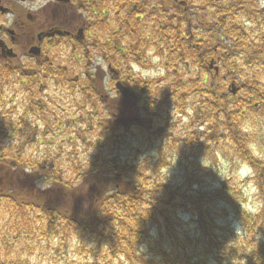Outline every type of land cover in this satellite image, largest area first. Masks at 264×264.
<instances>
[{
	"label": "trees",
	"instance_id": "1",
	"mask_svg": "<svg viewBox=\"0 0 264 264\" xmlns=\"http://www.w3.org/2000/svg\"><path fill=\"white\" fill-rule=\"evenodd\" d=\"M74 1L81 7V13L85 10L84 16L85 12L90 16L96 11L99 13L93 21L94 28L103 24L100 14L107 17L114 9L116 22L113 27L117 28L109 30L104 39L95 37L105 47L102 49L107 63L118 71L121 64H115L114 57L119 54L121 63L129 59L137 61V57L129 56L136 55L133 49L140 42L155 45L161 56L167 53L166 64L172 61L174 68L179 65L180 70L186 68L187 78H182L184 73L180 75L176 86L171 89L172 96L181 85L201 94L202 104L198 101L199 111H195L194 122L211 123L197 134L205 140L216 137V145L225 148V155L236 156L246 162L255 173L256 184L262 192L264 155L256 154L259 146H256L255 137L260 136L259 145L264 153V7L257 0H199L200 3L193 0H90L87 7L82 6L86 4L85 0ZM147 33L150 34L149 41ZM161 42L164 48L158 49ZM210 60L218 66L217 74L208 67ZM191 66L196 68L195 73L190 71ZM4 69L0 65V75L4 74ZM220 69H224L226 80H230L229 92L219 75ZM131 79L137 81L134 77ZM127 82L137 95L135 107L143 115L139 120L155 119L157 111L149 107L154 104L153 92L145 89L136 91L128 79ZM232 83L242 91L241 95L230 92ZM92 94L95 96V91ZM180 95L184 98L187 94L181 90ZM89 99L95 114L98 96L90 95ZM31 100H28V109L33 106ZM204 106H210V111ZM155 107L158 108L157 105ZM121 114L127 116L124 112ZM247 115L253 118L252 123L261 121V133L257 130L250 132L242 123ZM112 123L114 129L136 125L130 123L117 127ZM8 125L7 121L0 124L1 134L7 135ZM92 125L95 127L92 121L88 122V127ZM148 125L144 122L141 129L150 130ZM165 141L170 142L169 147L174 144L170 139ZM201 143L198 142V147ZM206 145L204 141L202 147L207 148ZM6 146L0 142V210L6 212L1 219L8 223L11 220L18 222L20 218L24 236L32 237L38 232L46 237L47 242L56 240L53 241L56 245L50 247L61 250L65 259H73L68 253H84L85 258L93 254L91 262L80 258L67 264H199L198 255L176 244L180 241L177 227L183 213L180 209L193 212L191 216L197 218L195 222L198 225L204 211L200 204H196L198 200H191V204L179 203L176 196L186 198L183 194L161 195L162 187H166L159 179L163 157L156 159L153 170L146 162L134 166L112 158L104 159L96 153L85 164L73 160L72 175H63L55 165L48 172L51 166L37 165V161L23 158L20 148L9 151ZM149 169L155 173L152 180H149L151 174L146 179ZM21 173L30 175L27 178L30 182H24L26 178ZM222 190L221 186L215 194L228 198L223 196ZM228 199L233 213L240 216L242 230L246 233L240 239V247L230 245L232 262L264 264V233L259 234L249 224L246 226L248 212L241 210L240 204L232 198ZM256 217L264 218V208ZM205 233L212 241L210 230L206 229ZM215 243L222 245L218 241ZM87 245L92 248L88 250ZM27 250L30 253L29 247ZM23 261L0 260V264L29 263ZM51 262L55 263L53 258ZM35 263L41 264V261Z\"/></svg>",
	"mask_w": 264,
	"mask_h": 264
},
{
	"label": "rangeland",
	"instance_id": "2",
	"mask_svg": "<svg viewBox=\"0 0 264 264\" xmlns=\"http://www.w3.org/2000/svg\"><path fill=\"white\" fill-rule=\"evenodd\" d=\"M45 1L37 2L42 4ZM85 1L86 4L82 6L87 7V2L90 3V0ZM193 1L200 3L199 0ZM69 2L79 8L75 11V22L80 17L86 20L91 19L89 33L86 31L84 33L89 44L92 42L89 35L104 39L109 30L117 28L113 27L116 22L113 18L114 9L109 11L107 17L100 14L99 18L103 20V24L94 28L93 21L95 22V16L97 17L99 13L96 11L95 15L87 17L85 12V16H80L82 10L79 4L77 5L74 0ZM149 2L152 1L149 0ZM257 2L264 7V0H257ZM5 18L0 13V23L3 24ZM95 32L101 35H96ZM110 38L113 39L112 36ZM146 39L147 41L151 39L149 33ZM123 42H126L125 38ZM116 45L118 46V43ZM138 45L133 49L136 50V55L129 56V58L137 57V61L129 59L121 63L117 54L116 58L114 57V63L119 66L121 64L118 71L121 81L129 85L128 79L132 87H136V91L145 89L147 92H153L154 104L149 107L157 113L155 119L147 118L151 122L140 119L141 123L131 125L128 129L113 128L112 122L116 118L125 117L121 114L122 112L137 118L143 115L131 100L125 101L116 93L115 81L110 77L106 62L102 65L103 72L95 71L94 65L90 76L76 74L81 70L77 63L73 65L76 73L70 75L23 76L16 72L9 74L8 69L5 68L4 74L0 75V124L7 121L9 125L7 135L1 134L0 131V142L7 144L9 151L13 149L17 151L20 148L22 157L28 161H37V165L51 166L48 172H51L52 166L55 165L63 175H72L73 160H80L82 164H85L96 153H100L104 159L112 158L134 166L146 162L153 170L156 167V159L163 157L159 179L166 187H162L161 195L165 197L172 196L173 193L183 194L186 198L176 196L179 203L191 204V200H198L196 204H200L201 210L204 211L198 225L195 222L197 218L191 216L193 212L184 208L179 210L183 213L181 224L177 227L180 241L176 244L179 247L183 245L186 250L198 255L199 264H237L232 262L233 253L230 251V245L240 247V239L246 233L242 230L240 216L233 213L234 209L228 203V198L238 202L239 208L245 213L248 212L246 226L249 224L262 234L264 218H257L256 215L264 208V188L262 192L259 191L256 175L246 162L236 156L229 157L225 155L227 153L224 154L225 148L221 149L220 144L216 145V137L205 140L197 134L208 128L211 123V121L194 122L195 111H199L198 101L202 104L201 94L196 90L189 91L185 85H181L176 88V94L172 96L171 89L176 86L180 75L184 73L182 78H187L186 68L180 70L181 65L174 68L172 61L166 64L167 53L163 56L159 55L155 45L150 46L147 42H140ZM163 48L164 45L161 42L158 49ZM90 49H93L91 56L94 62L101 60L99 47L91 45ZM150 50L160 58L159 65L152 63V58L148 55ZM101 63L103 64L102 60ZM158 67H163L162 75L156 74ZM190 71L195 73L196 68L191 66ZM148 73L153 74L148 75ZM219 75L227 84L225 89L229 92L227 87L230 80H226L224 69L219 70ZM131 77L136 78L137 81H133ZM27 84L29 85L26 86ZM92 90L95 91V96ZM181 90L187 94L184 98L180 95ZM236 92L242 94L239 88ZM89 94L95 98L98 96V99H95L98 104H96L95 114H93L94 107L90 102ZM31 98L33 106L28 109V100ZM156 105L158 108L155 107ZM204 107L205 110L210 111V106ZM90 121L95 124V127L90 126L91 129L88 127ZM144 122L149 124L150 130L141 129ZM252 122L253 118L247 115L242 123L249 128L250 132L257 130L261 133V121ZM118 126L120 125L117 124ZM258 137H255L256 146H259L256 154L263 157L262 146L259 145L261 138ZM165 139L168 141L170 139L174 144L169 147L170 142L168 144ZM204 141L207 148L202 147ZM198 142H202L201 147H198ZM15 173L17 174V171ZM21 174L26 178L24 182H30L27 179L30 175ZM146 174V179L151 174L149 180L155 176L150 169ZM221 186L223 196L228 198H221L215 194ZM5 213L2 209L0 210V260L14 263L17 259H21L29 262L24 264H36L37 261H41V264H67L81 259L87 262L92 261V253L86 258L84 253L81 255L68 253L73 259L70 257L65 259L66 256L61 255V250L56 251L50 247V245H56L53 242L56 240L47 242L46 237L38 232L32 237L24 236V233L21 234L22 219L7 223L5 219H1ZM206 229L210 230L212 241L208 240ZM155 230L156 226L153 231ZM154 241L157 242L156 239ZM216 241L221 242L222 245L217 246ZM27 247L30 248V253ZM90 248L92 246L87 245V249L90 250ZM52 258L55 263L51 262ZM100 263L104 264V262Z\"/></svg>",
	"mask_w": 264,
	"mask_h": 264
},
{
	"label": "flooded vegetation",
	"instance_id": "3",
	"mask_svg": "<svg viewBox=\"0 0 264 264\" xmlns=\"http://www.w3.org/2000/svg\"><path fill=\"white\" fill-rule=\"evenodd\" d=\"M37 1L0 0L4 8L0 13L6 17L0 23V64L4 68L23 76L70 75L76 73L73 65L77 63L81 70L76 74L90 76L94 65L95 71L103 72L102 65L106 62L109 70L103 44L92 35H89L91 44L85 39L91 19L80 17L75 22L77 8L69 1L46 0L42 4ZM91 45L100 46L103 64L101 60L93 63Z\"/></svg>",
	"mask_w": 264,
	"mask_h": 264
},
{
	"label": "water",
	"instance_id": "4",
	"mask_svg": "<svg viewBox=\"0 0 264 264\" xmlns=\"http://www.w3.org/2000/svg\"><path fill=\"white\" fill-rule=\"evenodd\" d=\"M64 1H68V0H64ZM0 9L1 11L4 10L3 6L0 5ZM57 33H60V31H56ZM209 68H213L215 73L218 72V67L216 65H214V62L213 60L210 61L209 63ZM111 72H113L115 75H117V72L114 70V69H110ZM115 88H116V91L117 93H119L120 95L124 96L125 98H133V99H136V95L134 92L130 91L128 89V87L126 85H124L121 81H117L115 83ZM238 89L237 86H235L233 83L231 84V88H230V92L232 94H235L236 93V90ZM139 122V119L137 117H118L114 120L115 123H118V124H128L130 122Z\"/></svg>",
	"mask_w": 264,
	"mask_h": 264
},
{
	"label": "clouds",
	"instance_id": "5",
	"mask_svg": "<svg viewBox=\"0 0 264 264\" xmlns=\"http://www.w3.org/2000/svg\"><path fill=\"white\" fill-rule=\"evenodd\" d=\"M148 55L152 58V63L154 65H159L160 64V58L156 55H154L153 51H149ZM164 73L163 67H158L156 69V74L162 75ZM153 73H148V75H152Z\"/></svg>",
	"mask_w": 264,
	"mask_h": 264
}]
</instances>
